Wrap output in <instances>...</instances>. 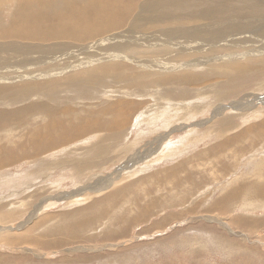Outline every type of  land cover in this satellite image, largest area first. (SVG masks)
I'll return each instance as SVG.
<instances>
[{
    "label": "rangeland",
    "instance_id": "rangeland-1",
    "mask_svg": "<svg viewBox=\"0 0 264 264\" xmlns=\"http://www.w3.org/2000/svg\"><path fill=\"white\" fill-rule=\"evenodd\" d=\"M17 6L3 0L0 24ZM160 33L147 34L161 42ZM179 40L204 47L201 59L224 56L220 39L210 53L203 37ZM27 53L6 52L2 71L50 56ZM247 64L217 76L200 62L197 85L110 74L97 87L53 84L0 100L1 111L48 103L0 125V264H264V59ZM63 126L75 138L63 139ZM99 179L110 183L92 191Z\"/></svg>",
    "mask_w": 264,
    "mask_h": 264
},
{
    "label": "bare ground",
    "instance_id": "bare-ground-1",
    "mask_svg": "<svg viewBox=\"0 0 264 264\" xmlns=\"http://www.w3.org/2000/svg\"><path fill=\"white\" fill-rule=\"evenodd\" d=\"M140 1L141 0H16L18 6L15 8L16 10L13 12L10 22L0 24V100L2 101L5 98L15 100L23 94H27L28 90L36 91L37 93L43 87H50L53 86V84H58L60 86L69 84H85L89 86L90 84V86L95 85L97 87L96 84L102 82V80L107 78L106 76L110 74L121 75L127 80L130 79L129 81L134 79V77H138L140 80L144 79L157 83L161 82L162 84H168L169 81L173 80L179 83L185 81L194 85L196 82L195 80L200 77H197L191 68H199L200 62L204 65V69H210L211 64L213 68L210 70L214 71L210 72L219 76L221 74L220 72L223 70L234 72L237 75L244 73L248 70L247 61L264 59V0H259L258 2L254 0ZM2 2L3 0H0V4H2ZM128 2L131 4H128ZM235 2H237L238 5H236ZM50 5L51 7L49 8ZM176 10H183L184 12L182 13L180 11L176 13ZM177 15L179 19L175 18ZM173 21H176L179 26L173 27L172 25H165L168 23L172 24ZM181 23H183L184 26H182ZM151 29H154V32L161 31L160 35L164 36L161 42L153 38L155 37L152 36L153 34H147L148 30L150 31ZM104 34L106 35L104 36ZM244 34L249 35L246 36ZM138 35L145 42L149 40L148 42H150V45L148 44L145 47L141 46L137 41ZM236 35H238V37H236ZM192 37L193 39H200L203 43L206 42L202 40V37L206 39L208 41L207 50L209 53L210 48L214 49V46H220L217 40L220 39L224 41L221 44L224 50L222 55L224 56L210 58V56L206 57V55H208L206 54V58L202 57L201 59L199 57V54H201L199 49L201 50V48L203 49L204 47L195 48L199 46V43H196L197 45L195 44L196 46L194 45L195 47L190 49L188 46L179 43V41H181L179 40L180 38L186 39V42L191 40ZM16 38L25 39V43H19ZM238 38H240V43H238ZM251 40H253L254 44H248ZM210 42H213L211 43V47ZM105 45L107 46L104 47ZM34 48L37 50H47L50 56L47 58L31 56L29 59L26 58L30 61L28 62L31 63L30 66L23 65L21 61L17 64V67L15 66L16 64H10L7 66L10 70L2 71L1 67L7 63V59L4 56L6 52L18 54L20 52L27 53L34 52ZM62 52H64L67 57L65 62L62 61ZM144 53L155 55V58H146L148 56L141 57V55L144 56ZM19 56L20 55H18L17 58ZM180 59L184 62H179L178 60ZM220 59V62H214ZM130 63L131 66H128ZM40 64L44 66H40L41 68L35 67V65L37 66ZM123 68L128 69V71H124L125 69L122 70ZM226 73L227 72H225V74ZM113 78L115 79V77ZM76 86L78 87V85ZM143 91L144 90H142L140 94H144ZM178 94L180 95L181 93ZM251 103L253 104V102ZM252 104H247L246 107H250ZM47 106L48 103L41 102L35 104L31 102L27 106H18L19 108L14 110L3 109V111H1L0 109V125H5L4 123L7 120L17 119L21 114L30 109H45ZM65 109L66 107L64 110ZM7 115L9 118L6 120ZM55 115L50 116L54 117ZM118 120L120 121V118ZM50 123V125L55 126H61L62 124V122L55 121L54 123L53 121ZM18 124L19 123H17V125ZM116 124H118V122ZM115 128L110 130L114 131ZM57 130H60L58 134H61L63 139H65L67 135L69 136L66 139L70 137L75 138L74 133L76 131L73 132L72 135L68 134L70 128L68 130V128H64L63 126L57 128ZM33 132L35 131L33 130ZM80 132L82 133V131ZM28 136L30 137V135ZM46 143L48 147L50 143L52 144V141L48 140ZM34 144H36V142ZM40 144V142H37L36 145L38 146ZM51 146L53 147V145ZM129 162H131V159L124 162L123 165L125 166ZM0 165H4V163H0ZM107 183H110V179H106L105 182L103 179H99L93 184L91 190L95 191L104 188V185Z\"/></svg>",
    "mask_w": 264,
    "mask_h": 264
}]
</instances>
